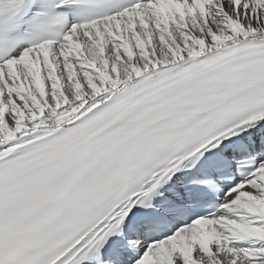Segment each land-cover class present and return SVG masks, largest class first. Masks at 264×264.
<instances>
[{
	"label": "snow or ice",
	"instance_id": "1",
	"mask_svg": "<svg viewBox=\"0 0 264 264\" xmlns=\"http://www.w3.org/2000/svg\"><path fill=\"white\" fill-rule=\"evenodd\" d=\"M0 264H264V0H0Z\"/></svg>",
	"mask_w": 264,
	"mask_h": 264
}]
</instances>
